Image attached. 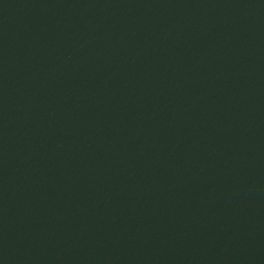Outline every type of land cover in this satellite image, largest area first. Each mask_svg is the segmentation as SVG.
Here are the masks:
<instances>
[{
    "label": "water",
    "instance_id": "1",
    "mask_svg": "<svg viewBox=\"0 0 264 264\" xmlns=\"http://www.w3.org/2000/svg\"><path fill=\"white\" fill-rule=\"evenodd\" d=\"M0 264H264V0H0Z\"/></svg>",
    "mask_w": 264,
    "mask_h": 264
}]
</instances>
